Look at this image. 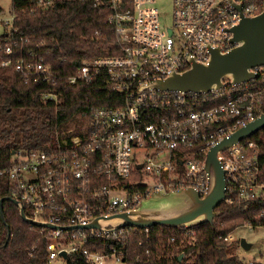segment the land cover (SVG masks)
Returning a JSON list of instances; mask_svg holds the SVG:
<instances>
[{"label": "built area", "instance_id": "built-area-1", "mask_svg": "<svg viewBox=\"0 0 264 264\" xmlns=\"http://www.w3.org/2000/svg\"><path fill=\"white\" fill-rule=\"evenodd\" d=\"M104 7L114 29L112 52L82 59L65 78L68 84L100 79L113 94L110 103L93 106L77 125L56 129L53 143L14 150L0 170L8 196L20 201L29 217L54 225L39 226L48 264H61L73 253L87 264H125L128 241L137 234L148 241L151 226H83L98 216L136 209L155 192L190 187L203 195L211 148L264 112V74L241 84L225 81L209 93L144 87L172 69H187L188 57L207 63L210 48H232L229 29L242 16L260 12L264 0H172L170 25L161 22L155 0H106ZM14 16L0 18V69L10 68L24 84H55L61 76L45 58L49 50L41 55L39 44L30 48V38L16 34ZM42 96L57 101L52 91ZM251 137L215 153L227 203L264 198V160ZM243 225L253 226L236 225L225 241L238 239L234 231ZM94 238L122 243L99 249L89 245Z\"/></svg>", "mask_w": 264, "mask_h": 264}, {"label": "trees", "instance_id": "trees-1", "mask_svg": "<svg viewBox=\"0 0 264 264\" xmlns=\"http://www.w3.org/2000/svg\"><path fill=\"white\" fill-rule=\"evenodd\" d=\"M11 1L16 34L28 36L30 48L39 44L41 55L48 49L45 58L61 78L55 84L34 80L24 84L10 68L0 69V170L9 162L12 151L53 143L56 129L77 125L81 116L88 115L95 105L109 104L107 98L113 95L98 78L76 84H68L65 78L74 73L82 59L112 52L114 29L107 23L106 0H50L46 7L41 0ZM43 91L56 93L57 101L44 98ZM251 138L259 144L264 160V127ZM6 182L0 175V198L8 196ZM216 209L220 214L212 224L203 222L188 228L153 225L148 241L145 234L132 237L125 264H185L190 255L193 257L188 264H244L225 237L245 221L253 226L264 224V198L222 201ZM25 213L30 214L26 209ZM188 229L194 231L190 237L184 236ZM171 237L175 240L170 243ZM139 239L141 245L136 243ZM92 243L109 250L122 241L94 238L89 245ZM146 247L149 253H145ZM0 264H48L40 227L24 221L9 199L3 200L0 211ZM61 264L87 263L81 254L73 253Z\"/></svg>", "mask_w": 264, "mask_h": 264}, {"label": "water", "instance_id": "water-1", "mask_svg": "<svg viewBox=\"0 0 264 264\" xmlns=\"http://www.w3.org/2000/svg\"><path fill=\"white\" fill-rule=\"evenodd\" d=\"M229 32L230 41L235 43L229 50L210 48V59L207 63L197 62L188 57L190 65L187 69L183 71L172 69L165 78L144 87L209 93L223 87L225 81L230 84H241L264 74V8L253 16H242L239 23L231 27ZM263 127L264 112H261L253 121L238 128L228 138H224L211 148L204 164L209 182L207 191L203 195H199L190 187L167 193L155 192L144 198L136 209L109 216H98L83 227L103 228L107 225L112 227L121 225L192 227L203 222L212 224L214 218L220 214L216 207L225 196L224 171L215 153L232 142L252 136ZM4 199L11 200L18 207L21 218L27 223L54 227L52 224L26 215L22 203L10 196L0 198V211ZM239 244L244 249L249 247V243L243 237L240 238ZM60 254L66 257L64 251ZM181 256L182 254L179 259Z\"/></svg>", "mask_w": 264, "mask_h": 264}, {"label": "rangeland", "instance_id": "rangeland-1", "mask_svg": "<svg viewBox=\"0 0 264 264\" xmlns=\"http://www.w3.org/2000/svg\"><path fill=\"white\" fill-rule=\"evenodd\" d=\"M11 0H0V18H8L13 14L11 8ZM155 5L158 7L160 12L161 22L164 25L171 24V12H172V0H155ZM235 227L232 229L234 230ZM235 239L228 243H233V249L237 257L244 263L247 264L249 260H253L254 264L264 263V224L256 226L243 225L239 230H235ZM245 238L249 243V247L244 249L240 246V238ZM193 255L186 258L185 264H188ZM256 261V262H255Z\"/></svg>", "mask_w": 264, "mask_h": 264}]
</instances>
